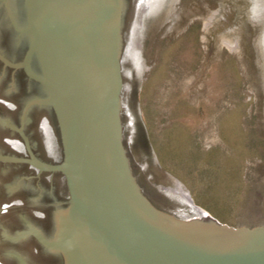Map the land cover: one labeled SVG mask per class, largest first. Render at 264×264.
I'll return each mask as SVG.
<instances>
[{"label":"water","instance_id":"1","mask_svg":"<svg viewBox=\"0 0 264 264\" xmlns=\"http://www.w3.org/2000/svg\"><path fill=\"white\" fill-rule=\"evenodd\" d=\"M159 1L0 0V264H264V227L193 230L126 170L116 98ZM244 3L264 82V0Z\"/></svg>","mask_w":264,"mask_h":264},{"label":"rangeland","instance_id":"2","mask_svg":"<svg viewBox=\"0 0 264 264\" xmlns=\"http://www.w3.org/2000/svg\"><path fill=\"white\" fill-rule=\"evenodd\" d=\"M119 108L150 211L199 219L193 230L219 228L200 210L234 230L264 227V82L244 0H160L141 21Z\"/></svg>","mask_w":264,"mask_h":264},{"label":"bare ground","instance_id":"3","mask_svg":"<svg viewBox=\"0 0 264 264\" xmlns=\"http://www.w3.org/2000/svg\"><path fill=\"white\" fill-rule=\"evenodd\" d=\"M116 100H117V107H118V114H119V96L116 98ZM125 156V155H124ZM125 163H126V170H127V168H128V162H127V159H126V157H125ZM200 212H201V214H202V222H203V220H204V222L205 221H209V222H215V223H217V225H218V221H216V220H214V218L208 213V212H205V211H203V210H200ZM193 222H200V220L198 219V220H194Z\"/></svg>","mask_w":264,"mask_h":264}]
</instances>
